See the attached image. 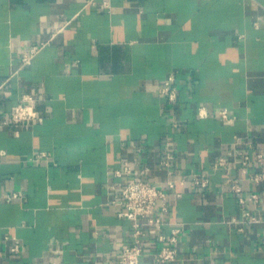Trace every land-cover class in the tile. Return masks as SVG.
Here are the masks:
<instances>
[{
    "label": "crops",
    "instance_id": "0c3cea01",
    "mask_svg": "<svg viewBox=\"0 0 264 264\" xmlns=\"http://www.w3.org/2000/svg\"><path fill=\"white\" fill-rule=\"evenodd\" d=\"M26 95L39 122L9 125ZM258 155L264 0H0V264H119L133 244L118 216L125 163L156 187L179 182L163 216L166 236L183 227L169 264H264Z\"/></svg>",
    "mask_w": 264,
    "mask_h": 264
},
{
    "label": "built area",
    "instance_id": "2783aa9c",
    "mask_svg": "<svg viewBox=\"0 0 264 264\" xmlns=\"http://www.w3.org/2000/svg\"><path fill=\"white\" fill-rule=\"evenodd\" d=\"M42 47H33L22 58V66L31 65L34 56ZM161 93L165 95L169 101L176 102L178 100V90L175 87V78L170 77L164 84ZM38 99L33 95H26L21 102L12 108L10 113L5 117L9 125L22 127L27 125H35L39 122L40 112L37 109ZM28 109L32 110L30 114ZM207 113L200 111L199 118L207 117ZM220 117L225 121H230L229 113L224 110L220 112ZM45 154L40 157H45ZM252 160L249 155H243V165H247ZM256 160L263 163V155H258ZM175 161V156L172 153L167 154L163 161V166L170 170ZM224 164V159L219 162V165ZM147 169L141 175H145ZM171 173V172H170ZM118 177L125 180V186L122 191V211L119 213L120 219L128 220L133 225L132 239L133 244L123 247L119 264H144L142 258L146 249L149 247V239L159 244V249L152 255V261L149 264H169L177 261L178 256V238L183 231V227H177L172 230L170 236L163 234L165 222L163 216L168 213V189H174L177 186V181L170 180L167 187H156L144 179H138L132 176V169L128 163H125L123 169L116 173ZM194 182L198 186L207 187L208 179L205 176L195 178ZM183 184V182H180ZM240 192L238 188L235 189ZM18 195L10 197V200L17 198ZM253 200L257 196H252ZM14 245L11 248V253L18 255L22 251L21 242L16 238H9Z\"/></svg>",
    "mask_w": 264,
    "mask_h": 264
},
{
    "label": "clouds",
    "instance_id": "9594fccd",
    "mask_svg": "<svg viewBox=\"0 0 264 264\" xmlns=\"http://www.w3.org/2000/svg\"><path fill=\"white\" fill-rule=\"evenodd\" d=\"M29 113L31 114L32 113V110L31 109H28Z\"/></svg>",
    "mask_w": 264,
    "mask_h": 264
}]
</instances>
